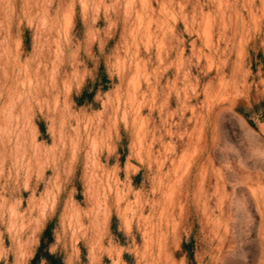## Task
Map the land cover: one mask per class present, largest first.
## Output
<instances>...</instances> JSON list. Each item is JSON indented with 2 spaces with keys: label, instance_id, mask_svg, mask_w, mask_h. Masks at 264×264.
I'll list each match as a JSON object with an SVG mask.
<instances>
[{
  "label": "rangeland",
  "instance_id": "rangeland-1",
  "mask_svg": "<svg viewBox=\"0 0 264 264\" xmlns=\"http://www.w3.org/2000/svg\"><path fill=\"white\" fill-rule=\"evenodd\" d=\"M47 252L264 264V0H0V264Z\"/></svg>",
  "mask_w": 264,
  "mask_h": 264
},
{
  "label": "trees",
  "instance_id": "trees-1",
  "mask_svg": "<svg viewBox=\"0 0 264 264\" xmlns=\"http://www.w3.org/2000/svg\"><path fill=\"white\" fill-rule=\"evenodd\" d=\"M43 247H44V243L42 242L41 246L39 247V249H38V251L34 257L35 262L39 261L41 259L40 252L42 251ZM44 259L46 261V264H61V261L57 258L56 255L49 254L48 252L45 254Z\"/></svg>",
  "mask_w": 264,
  "mask_h": 264
}]
</instances>
